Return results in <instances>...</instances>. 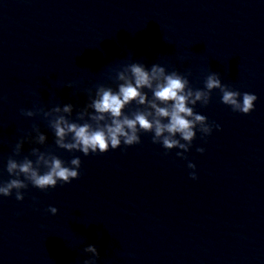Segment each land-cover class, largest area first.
<instances>
[{"label":"clouds","instance_id":"clouds-1","mask_svg":"<svg viewBox=\"0 0 264 264\" xmlns=\"http://www.w3.org/2000/svg\"><path fill=\"white\" fill-rule=\"evenodd\" d=\"M190 75V70L187 74L168 71L160 63L147 67L140 61L129 62L109 77L115 88L98 84L94 92L91 88L87 90L88 102L75 111V117L76 106L71 103L62 106L56 103L50 108L37 103L30 109L21 108L20 113L29 119L44 120L53 133L55 149L69 153L89 156L121 148L126 151L142 142V134H151V142L159 144L165 155L176 149V156L187 160L186 154L191 151L197 132L203 139L210 136L213 129L220 130L219 124L209 122L207 116L195 110L197 104L207 107L213 91L219 90L222 104L233 112L248 115L258 99L254 93L241 92L222 83L218 72H210L205 77L203 88H194L188 78ZM3 99L5 97H0V101ZM47 140L37 123L17 139L4 165L9 179H0V197H11L14 193L17 201H23V190L29 186L47 191L80 178V156L65 161L55 149L47 146ZM25 143L45 148L34 146L25 155ZM196 151L203 154L205 149L197 147ZM187 168L191 170L190 179H198L196 165L189 161ZM47 211L56 215L59 209L49 206ZM84 252L90 253L92 258L84 260L83 264H97L96 246L88 245Z\"/></svg>","mask_w":264,"mask_h":264}]
</instances>
